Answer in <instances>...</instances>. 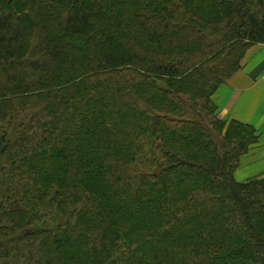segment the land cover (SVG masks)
I'll list each match as a JSON object with an SVG mask.
<instances>
[{"label": "trees", "instance_id": "obj_1", "mask_svg": "<svg viewBox=\"0 0 264 264\" xmlns=\"http://www.w3.org/2000/svg\"><path fill=\"white\" fill-rule=\"evenodd\" d=\"M256 44L264 0H0V264H264L213 100Z\"/></svg>", "mask_w": 264, "mask_h": 264}, {"label": "crops", "instance_id": "obj_2", "mask_svg": "<svg viewBox=\"0 0 264 264\" xmlns=\"http://www.w3.org/2000/svg\"><path fill=\"white\" fill-rule=\"evenodd\" d=\"M213 100L220 121L248 125L258 137L242 157L235 179L264 182V45L250 49L243 69L217 90Z\"/></svg>", "mask_w": 264, "mask_h": 264}, {"label": "rangeland", "instance_id": "obj_3", "mask_svg": "<svg viewBox=\"0 0 264 264\" xmlns=\"http://www.w3.org/2000/svg\"><path fill=\"white\" fill-rule=\"evenodd\" d=\"M257 45H260V44H256V45H253L252 47H256ZM251 47V48H252ZM250 48V49H251ZM250 49H249V51H248V53L250 52ZM248 53H247V55H246V57H245V59H244V61H243V63H242V69H243V66H244V63H245V61H246V58H247V56H248ZM241 69V70H242ZM240 70V71H241ZM232 79V78H231ZM230 79V80H231ZM229 80V81H230ZM228 81V82H229ZM214 117H215V119H218V116H217V111L215 112V114H214ZM211 131H213V133H214V138H215V140L217 141V143L219 144V145H221L222 143H223V141H222V137H221V135L219 134V133H217L216 131H214L213 130V128L210 126V128H209ZM245 156V155H244ZM243 157V156H242ZM242 157L240 158V162H241V159H242ZM3 166V161H1L0 162V167H2ZM1 170H2V168H0V174H1ZM1 178V177H0ZM0 187H1V183H0ZM41 224V226H40V229H43V230H47V229H49V228H51V227H53V225L51 224V223H49V222H47L46 224H44V223H40ZM10 264H15V263H10Z\"/></svg>", "mask_w": 264, "mask_h": 264}]
</instances>
